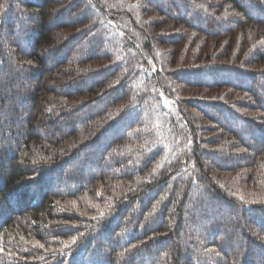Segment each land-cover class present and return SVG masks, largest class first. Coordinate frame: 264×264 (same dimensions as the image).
<instances>
[{
    "label": "trees",
    "instance_id": "16d2710c",
    "mask_svg": "<svg viewBox=\"0 0 264 264\" xmlns=\"http://www.w3.org/2000/svg\"><path fill=\"white\" fill-rule=\"evenodd\" d=\"M0 264H264V0H0Z\"/></svg>",
    "mask_w": 264,
    "mask_h": 264
},
{
    "label": "rangeland",
    "instance_id": "374dc122",
    "mask_svg": "<svg viewBox=\"0 0 264 264\" xmlns=\"http://www.w3.org/2000/svg\"><path fill=\"white\" fill-rule=\"evenodd\" d=\"M99 243H101V244H102L103 242L101 241V242H99Z\"/></svg>",
    "mask_w": 264,
    "mask_h": 264
}]
</instances>
